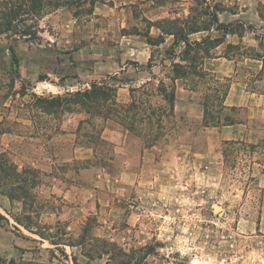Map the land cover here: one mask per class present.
Instances as JSON below:
<instances>
[{
  "label": "rangeland",
  "instance_id": "obj_1",
  "mask_svg": "<svg viewBox=\"0 0 264 264\" xmlns=\"http://www.w3.org/2000/svg\"><path fill=\"white\" fill-rule=\"evenodd\" d=\"M214 9L224 31L212 24ZM191 25L200 29L191 42L209 35L202 44L173 46L162 32ZM257 55L264 59V0H0V165L14 160L19 169L0 181V264H264V163L253 162L264 156L226 145L214 125L242 115L220 108L234 76L264 94ZM215 57L222 71L206 72L204 58ZM174 63L187 71L192 120L168 100ZM129 80L148 82L134 86L127 125L66 96L106 81L122 100L127 90L118 88ZM205 101L208 126L197 118ZM125 126L148 160L136 166L140 183L115 190L105 171L114 176L123 158L103 160L115 148L101 131ZM75 143L101 161L68 160ZM49 171L101 174L97 207L72 215L66 198L43 188Z\"/></svg>",
  "mask_w": 264,
  "mask_h": 264
},
{
  "label": "crops",
  "instance_id": "obj_2",
  "mask_svg": "<svg viewBox=\"0 0 264 264\" xmlns=\"http://www.w3.org/2000/svg\"><path fill=\"white\" fill-rule=\"evenodd\" d=\"M153 27V26H152ZM157 36L160 33L159 28ZM195 33V32H193ZM193 33H189L188 39L191 41V35ZM169 38L173 36L171 34H167ZM206 36V35H205ZM204 36V37H205ZM203 37V38H204ZM194 40H201V38H196ZM164 43V41H163ZM183 43V42H182ZM151 56L149 55L147 62ZM221 57L212 58L213 63H210L206 58L202 63L203 69L206 72H220L222 71L221 67L217 62ZM224 58V57H222ZM147 64V63H146ZM173 76V74H172ZM217 77H220V74H216ZM229 76V75H227ZM234 76V75H233ZM145 81L142 84L147 83ZM175 82V95L173 101V110L175 112L182 113L185 118L192 120V108L196 104L195 101L191 100L192 95L191 92L193 90L186 86L184 83V76L174 78ZM141 84V85H142ZM124 87H119L118 89H126L127 97H124L122 100L117 97V101L128 103L131 101V88L134 86H141L139 84L135 85L133 80H129V82L124 84ZM223 104L225 106L235 107V110L242 111L240 115L238 112L235 115V122L233 124L224 125L220 124L215 126L219 138H221L224 142L230 140H244V141H256L258 139L264 138V94L256 93L254 91L248 90L245 85L238 80L236 76H234V80L229 85L226 94L223 99ZM198 113V112H197ZM197 118L200 121L203 120V110L199 108V115L197 114ZM196 120V118H194ZM63 133L67 134V127L63 128ZM102 138L108 140L109 143L115 148L114 152H111L107 157H103L104 161H107L109 164H114L118 159H122V164L120 165V169L116 172L114 176H111L109 172H106L103 168L99 169L105 171V173L109 176L106 181L112 183L115 190L121 189H129L130 185L135 182H141L140 175L137 176L136 166L142 167L145 165L148 159L146 157V148L144 147L141 150V146L139 145L137 148L132 147V144L129 145L131 140L127 139L128 137V129H125V132L122 129L117 127H107L101 131ZM83 149L87 152V154L83 155L79 150ZM75 153L71 154L68 160H82V161H94L102 159L101 153H98L93 147H85L81 144L75 143L74 146ZM124 155V157H122ZM62 160V159H61ZM66 160V159H65ZM17 171L18 165L12 161ZM96 166L86 165L80 169V171H89L95 170ZM48 177V183L43 184V188L45 191H48L51 194H59L62 195L63 198L68 200V205L71 206L70 210H73L72 215H76L79 211H83L86 214H90L92 210L97 207V200L101 199L97 194L99 190V185L104 184V180L101 174L92 175L89 177H85L86 179H80L81 177H66L63 178L60 174H56L53 171H49L46 175ZM77 178V179H76ZM105 181V182H106ZM78 219H72L71 222L67 225V228H72ZM78 236V235H76ZM78 245H71V247H77Z\"/></svg>",
  "mask_w": 264,
  "mask_h": 264
},
{
  "label": "trees",
  "instance_id": "obj_3",
  "mask_svg": "<svg viewBox=\"0 0 264 264\" xmlns=\"http://www.w3.org/2000/svg\"><path fill=\"white\" fill-rule=\"evenodd\" d=\"M212 16V24L215 26V28L217 30L222 29L224 31L226 24L219 22L217 14H216V9H214L211 13ZM209 27L203 28V30H209ZM200 29L196 26H189L187 28V30H181V32L179 33L178 31H164V29L162 30L163 33H167V34H171L173 36V46L177 45L179 42H183L185 44L186 47H191L192 45H199L202 44L206 37H208L209 35H206L204 38H202L201 40H194V41H189L188 39V34L189 33H193V32H197ZM151 38V37H149ZM209 39V38H208ZM252 58H256V59H260L263 64H264V59L261 58L259 55H257L256 57H252ZM152 58L150 57L148 62H147V66L150 67V62H151ZM264 66V65H263ZM187 73V71H185V67L184 65L180 64V63H174L173 65V76L171 77V87H172V91H170L169 93V102H170V106L171 109L173 110V101H174V95H175V82H174V78L177 77H181V76H185ZM109 79H115L114 76H108ZM43 78H40L39 80H42ZM160 84H162V81L159 82ZM143 85H141L140 87H142ZM117 85L115 84H111V83H107L106 81H100V82H92L90 84V88H86L83 91H75V92H66V96L68 97H80L84 99V102H82L83 105H86L88 103V107L92 109L93 115H97L99 117H102V119H109L110 115L117 113L116 115H118V117H121L122 119V123L123 125H127V115H125V112H127L129 110V107H131L134 104V99L132 98L131 95V101L128 103H121L119 101H117V96H116V89ZM131 94L133 93V91H135V88H131L130 89ZM160 92H163L164 89H160ZM215 93H218V89L214 88ZM226 94V91L223 92L220 95V108L224 109V108H228L227 106H225L223 104V99L224 96ZM54 98L57 102L60 103L61 100H64L63 97L61 95H56ZM70 99V98H69ZM69 99L67 101H69ZM70 102V101H69ZM115 106H117L115 108ZM203 106V123L204 126H208V121H207V114H208V102L205 101L202 103ZM230 110H235V107H229ZM212 118V116H210ZM224 124V125H229V124H233L235 122V120L228 114L224 115L222 120L217 119V121H215L214 125H217L218 123ZM126 127V126H125ZM130 127H126V129L129 130ZM226 145H239L241 148L245 149V151L250 152V154H258L260 156H264V140L258 142V143H247L245 141L242 140H230V141H225L224 142ZM2 154V153H0ZM4 155L2 154V157ZM8 162V161H7ZM254 163L256 164H262L264 163V161H261V158L258 157L257 159L253 160ZM6 164V163H5ZM17 169L14 166L13 162L10 161L8 165H0V176H1V182L5 181V180H9L10 177L15 178V176H17ZM12 175V176H11ZM264 190V189H263ZM8 197L10 199H12V195H8ZM6 220L4 215H2L0 213V220ZM17 222H19L18 219H16ZM29 230V229H28ZM61 253L66 257V253L64 252L63 249H61Z\"/></svg>",
  "mask_w": 264,
  "mask_h": 264
}]
</instances>
